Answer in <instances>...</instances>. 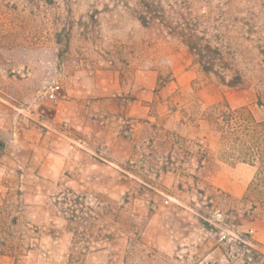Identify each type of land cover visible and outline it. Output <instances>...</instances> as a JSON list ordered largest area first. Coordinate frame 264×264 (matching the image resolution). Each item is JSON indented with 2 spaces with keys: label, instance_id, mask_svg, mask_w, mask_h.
<instances>
[{
  "label": "rangeland",
  "instance_id": "374dc122",
  "mask_svg": "<svg viewBox=\"0 0 264 264\" xmlns=\"http://www.w3.org/2000/svg\"><path fill=\"white\" fill-rule=\"evenodd\" d=\"M142 1L0 0V154L13 127L46 129L55 114L68 138L61 176L8 188L0 264H264L258 144L180 123L219 104L264 120V0H236L251 63L237 87L143 26ZM220 1L195 0L193 14Z\"/></svg>",
  "mask_w": 264,
  "mask_h": 264
},
{
  "label": "trees",
  "instance_id": "16d2710c",
  "mask_svg": "<svg viewBox=\"0 0 264 264\" xmlns=\"http://www.w3.org/2000/svg\"><path fill=\"white\" fill-rule=\"evenodd\" d=\"M195 0H143L145 16L143 26L150 23L165 34L180 41L193 55L200 72L212 76L229 87L241 86L251 63L246 59L247 50L242 47L236 0H221L215 11L195 15ZM250 41V40H249ZM181 125L195 130L206 128L218 142L229 139L234 145L243 138L256 141V150L264 155V120L257 121L246 109H232L227 104L202 109L192 106L181 111ZM180 141H183L180 138ZM197 159L196 171L205 169L207 154L201 148L193 152ZM195 184L200 180L193 177Z\"/></svg>",
  "mask_w": 264,
  "mask_h": 264
},
{
  "label": "crops",
  "instance_id": "0c3cea01",
  "mask_svg": "<svg viewBox=\"0 0 264 264\" xmlns=\"http://www.w3.org/2000/svg\"><path fill=\"white\" fill-rule=\"evenodd\" d=\"M61 120L55 114L53 124L47 122L46 129L12 128L0 154V204L9 187H33L34 179L55 180L63 174L68 160V138ZM42 123L46 125L43 120Z\"/></svg>",
  "mask_w": 264,
  "mask_h": 264
},
{
  "label": "built area",
  "instance_id": "2783aa9c",
  "mask_svg": "<svg viewBox=\"0 0 264 264\" xmlns=\"http://www.w3.org/2000/svg\"><path fill=\"white\" fill-rule=\"evenodd\" d=\"M57 90L58 87L57 86H53L49 89V91L46 92V98L48 101H50L51 103H57L58 99H57ZM252 231H250L251 233Z\"/></svg>",
  "mask_w": 264,
  "mask_h": 264
}]
</instances>
